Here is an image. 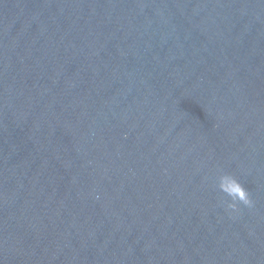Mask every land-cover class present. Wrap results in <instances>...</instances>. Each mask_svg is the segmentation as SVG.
Returning a JSON list of instances; mask_svg holds the SVG:
<instances>
[{
    "label": "water",
    "instance_id": "95a60500",
    "mask_svg": "<svg viewBox=\"0 0 264 264\" xmlns=\"http://www.w3.org/2000/svg\"><path fill=\"white\" fill-rule=\"evenodd\" d=\"M0 264H264V0H0Z\"/></svg>",
    "mask_w": 264,
    "mask_h": 264
},
{
    "label": "clouds",
    "instance_id": "9594fccd",
    "mask_svg": "<svg viewBox=\"0 0 264 264\" xmlns=\"http://www.w3.org/2000/svg\"><path fill=\"white\" fill-rule=\"evenodd\" d=\"M219 188L233 201V203L228 204L229 208L235 209L237 207L235 201H239L249 207L252 205L249 192L231 173L224 172L220 175Z\"/></svg>",
    "mask_w": 264,
    "mask_h": 264
}]
</instances>
